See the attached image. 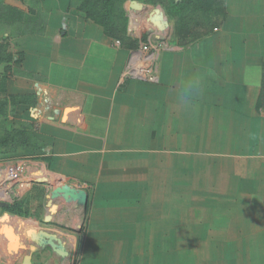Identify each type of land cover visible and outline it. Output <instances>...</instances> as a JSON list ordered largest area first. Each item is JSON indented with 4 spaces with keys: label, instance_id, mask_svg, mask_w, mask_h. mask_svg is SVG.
Wrapping results in <instances>:
<instances>
[{
    "label": "crops",
    "instance_id": "obj_1",
    "mask_svg": "<svg viewBox=\"0 0 264 264\" xmlns=\"http://www.w3.org/2000/svg\"><path fill=\"white\" fill-rule=\"evenodd\" d=\"M213 1L200 36L160 40L153 82L143 43L75 13L17 43L9 93L35 97L19 122L42 129L47 162L7 202L23 215L0 214V264H264V0Z\"/></svg>",
    "mask_w": 264,
    "mask_h": 264
},
{
    "label": "rangeland",
    "instance_id": "obj_2",
    "mask_svg": "<svg viewBox=\"0 0 264 264\" xmlns=\"http://www.w3.org/2000/svg\"><path fill=\"white\" fill-rule=\"evenodd\" d=\"M133 2L138 6L134 7ZM103 3L104 0H0V161L20 163L25 169H34L37 163L44 168L47 162L48 144L44 142L46 136L42 129L31 122H19L22 117H28L35 97L9 93V88L15 85V76L19 75L21 47L17 43L21 40L24 48L31 46L32 39L47 40L57 31L55 24L62 23L60 17L75 13L81 20H90L103 29L105 38L112 40L116 47L143 43L144 57L140 65L147 64L148 72H153L158 43L164 39L191 41L204 32L211 12L215 16L219 14L213 0H111L112 14L104 18ZM56 14L59 16L54 21ZM41 183L35 182L33 186ZM47 184L38 187L40 193L35 194L33 201L29 199V204L37 209L35 212L43 203L41 189H47ZM2 205L0 214L17 215L8 209L17 206L16 203Z\"/></svg>",
    "mask_w": 264,
    "mask_h": 264
},
{
    "label": "built area",
    "instance_id": "obj_3",
    "mask_svg": "<svg viewBox=\"0 0 264 264\" xmlns=\"http://www.w3.org/2000/svg\"><path fill=\"white\" fill-rule=\"evenodd\" d=\"M148 67L147 64L140 65L138 67V73L142 78L153 82L156 80V77L153 72H148ZM146 73H148L147 76ZM24 170V166L16 162L5 164L4 167L0 169V203H7L15 196Z\"/></svg>",
    "mask_w": 264,
    "mask_h": 264
},
{
    "label": "water",
    "instance_id": "obj_4",
    "mask_svg": "<svg viewBox=\"0 0 264 264\" xmlns=\"http://www.w3.org/2000/svg\"><path fill=\"white\" fill-rule=\"evenodd\" d=\"M134 7H137V3H132ZM57 192H60L59 188H56ZM30 238L33 242H35L41 248H49L53 253H55L58 257L64 258L67 256V252L62 245L61 241L57 239V237L53 234H49L44 231H40L38 233L31 232L29 234Z\"/></svg>",
    "mask_w": 264,
    "mask_h": 264
},
{
    "label": "trees",
    "instance_id": "obj_5",
    "mask_svg": "<svg viewBox=\"0 0 264 264\" xmlns=\"http://www.w3.org/2000/svg\"><path fill=\"white\" fill-rule=\"evenodd\" d=\"M103 5H104L103 16H104V18H108L112 14L111 13V8H112L111 7V0H104ZM93 21H95V20H93ZM95 22H98V20H96ZM8 209H9V211L11 213L17 214L18 216H22L23 215L18 206H14L13 205V206L9 207Z\"/></svg>",
    "mask_w": 264,
    "mask_h": 264
}]
</instances>
